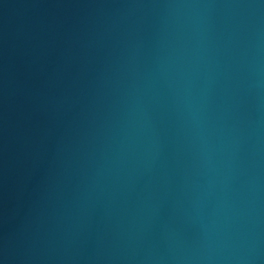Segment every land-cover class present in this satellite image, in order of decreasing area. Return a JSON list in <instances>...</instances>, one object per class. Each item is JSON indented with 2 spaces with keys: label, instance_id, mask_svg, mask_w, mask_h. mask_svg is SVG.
I'll return each mask as SVG.
<instances>
[{
  "label": "water",
  "instance_id": "water-1",
  "mask_svg": "<svg viewBox=\"0 0 264 264\" xmlns=\"http://www.w3.org/2000/svg\"><path fill=\"white\" fill-rule=\"evenodd\" d=\"M0 264H264V0H0Z\"/></svg>",
  "mask_w": 264,
  "mask_h": 264
}]
</instances>
